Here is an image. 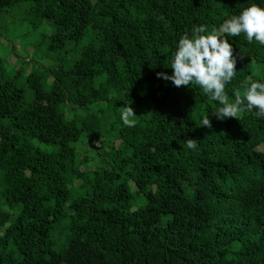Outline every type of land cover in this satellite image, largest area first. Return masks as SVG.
<instances>
[{"label": "trees", "instance_id": "obj_1", "mask_svg": "<svg viewBox=\"0 0 264 264\" xmlns=\"http://www.w3.org/2000/svg\"><path fill=\"white\" fill-rule=\"evenodd\" d=\"M252 4L264 8V0H0V17L24 7L30 24L50 27L48 49L59 53L44 71L49 89L43 73L27 76L30 100L0 67L10 211L0 212V247L18 255L0 264H264V120L246 111L217 120L218 102L197 86L157 78L171 74L181 36ZM227 39L237 75L225 91L234 99L249 77L264 82V47L243 34ZM127 106L138 113L134 127L120 119Z\"/></svg>", "mask_w": 264, "mask_h": 264}, {"label": "clouds", "instance_id": "obj_2", "mask_svg": "<svg viewBox=\"0 0 264 264\" xmlns=\"http://www.w3.org/2000/svg\"><path fill=\"white\" fill-rule=\"evenodd\" d=\"M241 34L249 44L256 42L264 47V8L252 4L239 15L226 19L218 28L209 29L205 24L194 26L191 35L181 36L175 46L171 55V74L157 73V78L171 82L176 88L197 86L210 101L218 102V107L211 113L217 120L237 118L245 111L264 120V82L249 77L241 85L242 94L237 91L234 99H230L225 91L237 75V58L227 37ZM135 117L134 110L127 106L120 119L123 126L134 127ZM209 125L208 115L201 126ZM185 147L194 151L198 143L187 139Z\"/></svg>", "mask_w": 264, "mask_h": 264}, {"label": "rangeland", "instance_id": "obj_3", "mask_svg": "<svg viewBox=\"0 0 264 264\" xmlns=\"http://www.w3.org/2000/svg\"><path fill=\"white\" fill-rule=\"evenodd\" d=\"M51 32L52 29L47 25L36 28L30 24L27 20L24 7L13 9L10 12L4 13L3 16L0 17V67L5 75L12 77L17 75V81L25 88L24 93L26 100H30L32 96L31 91L26 85L29 73H43L46 89H49L52 81V77L47 76L44 72L48 68L54 66L56 63L55 61L59 58V53L48 49V39ZM63 58L68 64L72 55L63 53L62 59ZM74 114H78L81 117L85 116V113L81 111L76 113L68 111V119H72ZM134 114L136 116L138 115L137 112H134ZM112 120H114L113 117ZM112 120H109V122L105 121V123L109 124ZM114 133L115 130L111 133V135ZM110 143L117 146L119 144V140L113 139ZM96 146H99V144L96 143ZM91 153H95V151H91ZM97 162L98 161H96V163ZM91 163L86 162L82 166L83 169L91 167ZM3 190L2 174L0 173V212L7 213L10 211L4 204L2 197ZM2 233L3 229H0V237L2 236ZM11 254L14 258L18 256L13 252L12 247H0V258L1 256L8 257Z\"/></svg>", "mask_w": 264, "mask_h": 264}]
</instances>
